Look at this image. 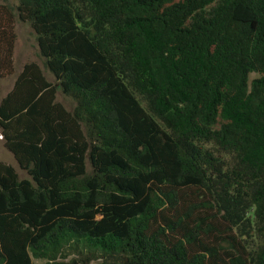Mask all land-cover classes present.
Returning <instances> with one entry per match:
<instances>
[{
  "label": "trees",
  "instance_id": "obj_1",
  "mask_svg": "<svg viewBox=\"0 0 264 264\" xmlns=\"http://www.w3.org/2000/svg\"><path fill=\"white\" fill-rule=\"evenodd\" d=\"M18 20L0 264H264V0L0 2V78Z\"/></svg>",
  "mask_w": 264,
  "mask_h": 264
},
{
  "label": "rangeland",
  "instance_id": "obj_2",
  "mask_svg": "<svg viewBox=\"0 0 264 264\" xmlns=\"http://www.w3.org/2000/svg\"><path fill=\"white\" fill-rule=\"evenodd\" d=\"M0 2H9L14 4L17 0H0ZM16 33L17 39L15 43V51H14V60H15V73L8 78H0V99L4 96L11 85L15 82V77L22 70L25 63L29 61H36L39 63L44 69L47 77L50 80H54L53 74L47 69L44 64L43 57L40 55V50L38 47L36 34L31 28L30 24L27 22H23L18 20L16 23ZM257 74L252 73V78L256 77ZM58 99L64 102L69 108L72 106L73 102L70 98L65 97L61 92L58 94ZM0 161L6 164L13 165L21 177H26L27 172L22 170L13 156V154L5 147L4 140L2 138V134L0 131ZM76 258L74 255H70L68 257H59L57 260L62 264H74L73 259ZM33 261L35 264H48L46 259L33 257ZM93 261L91 264H95ZM76 264V263H75Z\"/></svg>",
  "mask_w": 264,
  "mask_h": 264
},
{
  "label": "crops",
  "instance_id": "obj_3",
  "mask_svg": "<svg viewBox=\"0 0 264 264\" xmlns=\"http://www.w3.org/2000/svg\"><path fill=\"white\" fill-rule=\"evenodd\" d=\"M7 78H8V77H7ZM14 79H16V77H15ZM13 86H14V84L11 85V88H10L9 90H11ZM7 93H8V92H7ZM7 93H6V94H7ZM6 94H5V95H6ZM5 95H4V96H5ZM4 96H2L1 99H2ZM1 99H0V101H1Z\"/></svg>",
  "mask_w": 264,
  "mask_h": 264
}]
</instances>
